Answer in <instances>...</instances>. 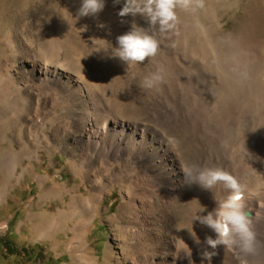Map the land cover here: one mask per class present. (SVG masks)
I'll return each mask as SVG.
<instances>
[{
  "label": "bare ground",
  "instance_id": "bare-ground-1",
  "mask_svg": "<svg viewBox=\"0 0 264 264\" xmlns=\"http://www.w3.org/2000/svg\"><path fill=\"white\" fill-rule=\"evenodd\" d=\"M242 2L200 0L190 9H178V22L164 33L140 14L120 17L126 0H105L98 15L79 19L82 0H66L47 19L32 16L25 32L16 22L4 26L0 201L13 181L34 171L42 186L40 199L61 198L65 206L55 213L30 211L32 234L55 238L61 246L58 236L68 232L64 243L72 264H101L88 235L105 197L119 187L122 203L110 218V264H201L205 238L215 233L195 219L212 211L228 191L223 184L211 191L188 187L182 169L190 171L191 181L197 167L222 168L247 186V208L264 241V218L255 216L260 212L264 217V19L243 17L229 34H220L225 14ZM257 7L264 15V0L248 1L247 10ZM202 17L213 24L208 38L197 22ZM133 21L161 41L158 54L143 62L148 74L164 70L162 83L146 87L144 114L136 119L119 115L130 110L118 108L107 90L118 70L139 64L127 67L108 58L118 46L117 36L128 32ZM58 150L68 155L82 183L70 186L36 172L35 159L47 152L56 162ZM192 222L200 245L183 229ZM216 251L212 264H240L238 249L219 246ZM247 260L264 264V243Z\"/></svg>",
  "mask_w": 264,
  "mask_h": 264
},
{
  "label": "rangeland",
  "instance_id": "rangeland-1",
  "mask_svg": "<svg viewBox=\"0 0 264 264\" xmlns=\"http://www.w3.org/2000/svg\"><path fill=\"white\" fill-rule=\"evenodd\" d=\"M248 1L243 0L238 10L231 9L225 14V26L220 31L221 35L229 34L237 21L243 17L257 19L258 22L264 19V15L259 13L262 11L259 7L247 10ZM64 2L66 0H0V36L3 27L14 22L18 23L22 32H25L32 16L36 15L40 19H47L51 17L50 14L55 11L58 5L65 7ZM197 22L202 23L203 33L208 38L210 30L213 29V24L204 17ZM211 34L210 37L216 44ZM186 44H189V38L186 40ZM187 66L195 73L200 74L197 68L191 66L190 63ZM148 73L144 63H139L134 68L118 70L108 83L107 90L111 98L116 99L114 101L116 105L119 102L118 108H124L126 105V109L130 110L118 111L122 117L136 119L140 118L141 113L144 114L147 88L142 84H144L145 77L149 76ZM197 77L201 81V75H197ZM185 143L183 139V144L181 142L183 149H185ZM57 154L56 162H53L47 152H44L41 158L35 159L36 172L50 174L51 177L55 176L59 182L66 181L71 184L70 186L82 183V180L76 178L70 168L68 155L63 150H58ZM32 173L34 171L27 173L26 177L19 181H13L12 189L8 188L10 192L7 198L0 201V264H56L54 261L57 260V264H72V255L64 243V238L68 232L59 234L58 239L63 242L61 246H57L58 241L55 238L44 240L35 237V234H32V230H30L31 223L28 219L30 211L37 212L49 209L51 213H55L59 209H64L65 206L61 198H50L42 201L40 199L42 186ZM83 188L86 189L85 186H82ZM66 197L68 200L69 195ZM194 200L191 199L190 203ZM121 203L122 193L117 187L105 197V202L102 204V214L96 218L90 227L88 236L92 248L95 249L93 254L99 256L101 264L114 262L113 259L107 257L108 246L113 241L114 233L110 218L119 212ZM88 207L91 208V200L88 202ZM258 240L261 241L259 237ZM2 258H6V260L3 262ZM116 264L125 263L120 261Z\"/></svg>",
  "mask_w": 264,
  "mask_h": 264
},
{
  "label": "clouds",
  "instance_id": "clouds-1",
  "mask_svg": "<svg viewBox=\"0 0 264 264\" xmlns=\"http://www.w3.org/2000/svg\"><path fill=\"white\" fill-rule=\"evenodd\" d=\"M200 0H126L124 7L119 11L120 17L129 14L136 16L142 15L150 26H158L159 32L164 33L172 29L178 22V9H190L193 4ZM119 3V0H115ZM105 8V0H82L78 10L77 19L80 17L96 16ZM104 27V25H100ZM87 31V25L83 28ZM117 45L112 47V54L109 59H119L127 67L132 64L143 63L149 58L155 57L161 47V41L155 33L150 34L145 28L138 26L133 21L131 29L117 36ZM163 68L158 67L155 72L145 77L144 84L147 88H153L163 82ZM185 185L191 187L198 185L203 190L211 191L217 184H223L228 191L226 198L217 202V206L208 211L206 215H198L201 225L209 227L214 233L215 238L209 235L204 243L208 246L201 253V264L207 261L212 264L213 257L218 255L216 249L219 246L238 249L240 264H248L247 256L257 250V245L264 243L259 241L253 226V215L247 208L245 200L246 185L239 179L222 168H196V178L189 181L190 171L182 169ZM206 208L202 207L201 212ZM256 218H264L260 212L255 214ZM197 245L201 240L193 228V222L185 227ZM180 230V229H179ZM212 249L211 251L209 250ZM191 257V250L187 252V258ZM191 264V261H190Z\"/></svg>",
  "mask_w": 264,
  "mask_h": 264
},
{
  "label": "trees",
  "instance_id": "trees-1",
  "mask_svg": "<svg viewBox=\"0 0 264 264\" xmlns=\"http://www.w3.org/2000/svg\"><path fill=\"white\" fill-rule=\"evenodd\" d=\"M33 257V256H32ZM3 259V262L6 260V258H2ZM56 264H57V262H58V260L57 261H54ZM30 264V263H29ZM42 264H45V263H42ZM50 264V263H49Z\"/></svg>",
  "mask_w": 264,
  "mask_h": 264
}]
</instances>
